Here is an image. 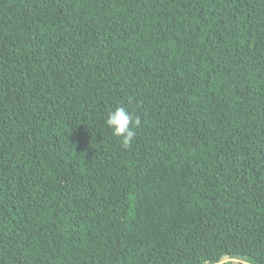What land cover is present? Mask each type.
Instances as JSON below:
<instances>
[{"label":"trees","instance_id":"obj_1","mask_svg":"<svg viewBox=\"0 0 264 264\" xmlns=\"http://www.w3.org/2000/svg\"><path fill=\"white\" fill-rule=\"evenodd\" d=\"M221 253L264 264V0H0V264Z\"/></svg>","mask_w":264,"mask_h":264},{"label":"clouds","instance_id":"obj_2","mask_svg":"<svg viewBox=\"0 0 264 264\" xmlns=\"http://www.w3.org/2000/svg\"><path fill=\"white\" fill-rule=\"evenodd\" d=\"M105 124L114 136L121 137L123 144L128 146L135 136L134 127L140 125V119L130 114L125 107L118 106L107 112ZM206 264H252V262L245 256L221 253L207 261Z\"/></svg>","mask_w":264,"mask_h":264}]
</instances>
